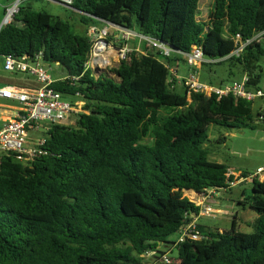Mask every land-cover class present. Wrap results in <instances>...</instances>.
Wrapping results in <instances>:
<instances>
[{
	"label": "trees",
	"instance_id": "obj_1",
	"mask_svg": "<svg viewBox=\"0 0 264 264\" xmlns=\"http://www.w3.org/2000/svg\"><path fill=\"white\" fill-rule=\"evenodd\" d=\"M199 5L71 0L76 26L30 4L17 6L0 29V59L42 53L45 64L67 73L52 88L82 106L74 125L56 124L44 133L47 155L28 165L0 160V264H159L166 254L159 245L176 250L171 264H264V181L257 179L239 203L258 216L253 233L238 231L235 216L228 231L198 225L201 240L177 243L180 228L200 211L184 193H218L234 179L224 164L208 159L209 127L251 129L253 102L171 88L169 70L152 50L132 51L110 76L85 67L88 29L107 22L168 46L169 67L184 62L178 52L199 46L214 61L200 70L229 62L240 74L208 85H229L247 74L248 89H261V41L240 58H225L237 35L248 40L264 31V0H212L205 19L198 17ZM150 252L156 255L144 262Z\"/></svg>",
	"mask_w": 264,
	"mask_h": 264
},
{
	"label": "built area",
	"instance_id": "obj_2",
	"mask_svg": "<svg viewBox=\"0 0 264 264\" xmlns=\"http://www.w3.org/2000/svg\"><path fill=\"white\" fill-rule=\"evenodd\" d=\"M56 1L71 4L69 0ZM13 8L16 9V6L10 9ZM102 24L103 27L101 29L96 27L88 29L91 51L85 67L86 69L92 70L95 74L107 68V61L105 60L104 54L107 50H111V44L106 39L108 36V28H110L119 33L118 40L123 43V46L119 47L116 53L119 63L126 60L128 54L132 51L140 54L145 53L137 51L134 48H128L130 41L138 40L140 43L145 44L147 50L155 51L161 56L164 66L169 70L170 76L172 77L169 79L171 88H174L175 85H182L188 96L191 94H202L209 97L214 94L218 99L232 96L235 99H241L247 102H254L255 99L264 101V89H248L249 77L247 74H244L240 81L221 87H213L201 83L197 78V71L201 68L202 64L214 63V61L206 60L199 46L192 47L188 53L178 52L189 68V73L184 77H177L175 72L169 67V62H167L173 53L168 46L153 38L137 34L130 30L121 29L107 22H102ZM262 39H264V31L257 33L248 40H242L237 35L234 38V50L225 59L231 57L240 58L249 45L253 42L262 41ZM3 69L8 73L27 75L35 81L34 86L23 88L5 86L0 89L1 100L17 104L15 109L8 111V119H2L0 115V160L3 157H13L17 162L28 165L35 158L47 155V151L43 149L46 143L45 137L29 139L28 134L41 130L46 133L51 126L56 124L66 125V122L72 114L76 115L77 112L79 113L81 111L80 107L82 103L72 105L64 101L62 95L52 88V84L55 81L48 73L50 67L43 62L42 53H38L33 58L27 55L21 57L7 55L3 59ZM72 80L76 81L77 78H72ZM226 176H233L234 178L232 181L226 183L227 189L240 183L252 182L253 179L264 181V167L257 169L253 175H248V177H242L241 174L235 176L230 171H228ZM210 194L215 196L217 192L211 191L208 195ZM196 206L200 208L199 216L191 217V221L180 228L177 240L178 244L186 240L198 241L203 237L197 228L198 218L200 216H210L213 211L203 206L200 202ZM155 255L154 252H150L146 257H153ZM171 262V259L166 254L162 255L159 260V264H171Z\"/></svg>",
	"mask_w": 264,
	"mask_h": 264
},
{
	"label": "rangeland",
	"instance_id": "obj_3",
	"mask_svg": "<svg viewBox=\"0 0 264 264\" xmlns=\"http://www.w3.org/2000/svg\"><path fill=\"white\" fill-rule=\"evenodd\" d=\"M58 2L47 0H0V24L2 23L7 11L11 7L16 6V9L14 8L15 14L17 12L18 5L26 6L27 4H30L31 8L35 11H45L48 14L58 16L62 20L76 26L79 16L68 10L69 8L61 5L65 4L64 2L60 1L61 4ZM211 2L212 0H200L198 17L201 19L206 18V14ZM13 15L11 16V19L8 21V23L11 22ZM101 26L98 29H101ZM107 34L108 36L106 39L111 44V50H107L104 54L105 60L107 61V68L103 71L110 76L111 74L109 71L119 65V60L116 53L118 52L117 50L120 47L119 45L121 41L115 38L116 31L114 29L108 28ZM262 47H264V43H262ZM128 48L133 49L134 46L129 43ZM175 63L176 62L172 61L171 68H175ZM178 66L182 69L186 68V70L188 68L186 64L183 65L178 63ZM258 66L260 68V73L258 71L260 74L259 85L262 87L264 86V56L261 57ZM49 67L50 70L48 73L54 81L61 80L67 75L66 70L58 64H50ZM239 75L240 74L236 67H232L231 63L229 62L212 67L211 72L208 70V68H203V70L199 69L197 71L198 80L205 84L210 82L217 84L222 80L230 81L233 79H238ZM14 79L20 81L22 84H29L30 86L35 85L34 79L28 77L27 75L20 73H8L4 71L3 61L0 59V81H2L0 82V85L8 83ZM178 90L180 92L182 91L181 88H178ZM65 99L67 102H74L77 100L73 97H66ZM261 103V99H255L253 102L252 110L254 120L251 124V129L231 128L229 127L230 123H227V125H211L209 127V141L207 142L206 146L209 153L208 159L210 161L224 164L229 169V171H240L241 174L247 173L249 175H253L255 173L257 166L264 165V120H258L259 116L257 114ZM15 106H17V104L0 100V115L6 118L8 111L15 109ZM76 117L77 116L75 114H72L69 117V120L66 122V125H74ZM43 135L44 132H42V130L38 132H30L28 134V138L36 139L42 137ZM222 138H224V140L221 141L220 139ZM247 183L251 182L240 183L228 190H220L217 194H215V196H213V194L208 195V193L211 191L207 192V196L198 195L193 192H185L184 196L189 198V200L194 204L200 202L203 206L207 204L211 208L218 207L226 211L225 215L219 216L213 212L210 214V216L201 218L200 223L204 225L207 231L213 232L217 228H230L232 220L236 216V222L241 224L240 229H242L244 233H253V228H247L243 224V222L249 221L253 213L248 211L246 207H242L238 204L239 200H244L250 195L251 186ZM177 237L178 236L175 234L172 235L168 240L176 241ZM158 250L165 252L169 259H174L176 257V250L170 245H167L165 248L159 245ZM144 262L151 263L149 256H144Z\"/></svg>",
	"mask_w": 264,
	"mask_h": 264
},
{
	"label": "crops",
	"instance_id": "obj_4",
	"mask_svg": "<svg viewBox=\"0 0 264 264\" xmlns=\"http://www.w3.org/2000/svg\"><path fill=\"white\" fill-rule=\"evenodd\" d=\"M115 35H116L115 38L118 39V38H119V33L116 32ZM130 43L134 46V49L137 50V51H140V52L144 53V52L147 50L145 44H144V43H140L138 40L130 41ZM261 43H264V40H262ZM178 63H179V64H183V65H185L183 61H177V62L175 63V68H174L175 70H174L173 68H171V70L175 72V74H176L177 77H184V76H186V75L188 74V68H187V70H186V68H185V69H182V68H180V67L178 66ZM185 67H186V66H185ZM3 70H4V69H3ZM179 70H180V71H179ZM179 72H181V73H179ZM186 72H187V73H186ZM184 73H186V74H184ZM181 74H184V75H181ZM64 78H65V77H64ZM0 82H2V81H0ZM5 86H14V87L23 88V87H29L30 85H29V84H22L20 81L14 79V80H11V81L8 82V83H5V84H3V85H0V89L3 88V87H5ZM258 88H261V89H262V88H264V86L261 87V86L258 84ZM0 100H1V99H0ZM3 101H4V100H3ZM259 113H260V115H259V117H258V120H264V101H262V103H261V105H260V107H259V110H258V113H257V114H259ZM1 117H2V119H6V118L8 117V114H7V117H6V118L3 117V116H1ZM8 118H9V117H8ZM8 118H7V119H8ZM0 126H1V123H0ZM261 167H264V165L257 166L256 170L259 169V168H261ZM228 170H229V169H228ZM230 172H232L235 176L241 174L240 171H238V172L230 171ZM247 184L251 186V183H247ZM242 201H243V200H239V201H238V204H239L240 202H242ZM197 204H198V203H197ZM197 204H196V205H197ZM205 206H206L208 209H210L211 211H213L214 213L218 214L219 216H220V215H225V213H226V211L223 210V209H221V208H218V207H217V208H211V207H209V205H207V204H205ZM246 208H247L248 211L252 212L248 207H246ZM246 208H245V209H246ZM243 209H244V208H243ZM252 213H253V212H252ZM204 217H206V216H200V217L198 218V225L201 226V227H203V228L207 231V229L204 227V225H202V224L200 223L201 218H204ZM257 219H258V216H257L256 214L253 213L252 216H251V218L249 219V221H248V222H243V224H244L247 228H253V229H254V226H255V223H256ZM230 227H231V226H230ZM240 227H241V224H239V223L237 222V230L240 231V232H243V233H244V231H242V229H240ZM229 229H230V228H228V229H220V228H217V229H215V230H218V231L221 233V232H223V231H228ZM254 230H255V229H254Z\"/></svg>",
	"mask_w": 264,
	"mask_h": 264
},
{
	"label": "water",
	"instance_id": "obj_5",
	"mask_svg": "<svg viewBox=\"0 0 264 264\" xmlns=\"http://www.w3.org/2000/svg\"><path fill=\"white\" fill-rule=\"evenodd\" d=\"M47 1L58 2V1H56V0H47ZM69 1L71 2V0H69ZM58 3L61 4V2H58ZM61 5H64L65 7L70 8V4H69V3H65V4H61ZM6 15H7V13H6ZM6 15H5V17H4L3 21H2V23L0 24V29H1L3 26L7 25V24H5V18H6Z\"/></svg>",
	"mask_w": 264,
	"mask_h": 264
},
{
	"label": "bare ground",
	"instance_id": "obj_6",
	"mask_svg": "<svg viewBox=\"0 0 264 264\" xmlns=\"http://www.w3.org/2000/svg\"><path fill=\"white\" fill-rule=\"evenodd\" d=\"M63 1H66V0H63ZM14 12H15L14 8L10 9L9 12H7L5 24L8 23V21L11 19V16L14 14Z\"/></svg>",
	"mask_w": 264,
	"mask_h": 264
}]
</instances>
